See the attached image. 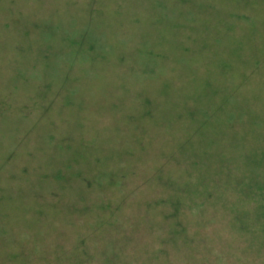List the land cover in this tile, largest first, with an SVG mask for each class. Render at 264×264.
<instances>
[{
  "label": "rangeland",
  "instance_id": "rangeland-1",
  "mask_svg": "<svg viewBox=\"0 0 264 264\" xmlns=\"http://www.w3.org/2000/svg\"><path fill=\"white\" fill-rule=\"evenodd\" d=\"M0 264H264V0H0Z\"/></svg>",
  "mask_w": 264,
  "mask_h": 264
},
{
  "label": "trees",
  "instance_id": "trees-1",
  "mask_svg": "<svg viewBox=\"0 0 264 264\" xmlns=\"http://www.w3.org/2000/svg\"><path fill=\"white\" fill-rule=\"evenodd\" d=\"M167 215H168V214H167ZM167 215H166V216H167ZM174 215H175V213H174ZM175 216H177V215H175Z\"/></svg>",
  "mask_w": 264,
  "mask_h": 264
}]
</instances>
